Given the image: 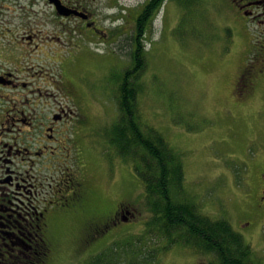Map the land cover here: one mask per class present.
Returning a JSON list of instances; mask_svg holds the SVG:
<instances>
[{"label": "rangeland", "instance_id": "374dc122", "mask_svg": "<svg viewBox=\"0 0 264 264\" xmlns=\"http://www.w3.org/2000/svg\"><path fill=\"white\" fill-rule=\"evenodd\" d=\"M11 1L0 4L10 7L0 17L9 28L5 32L0 24V47L16 48L19 58L26 47L30 50L27 62L8 66L16 64L20 80L27 83L18 89L19 108L39 122L60 108L70 112L58 128L67 146L64 163L57 157L42 161L50 166L43 171L50 176L45 198L52 196L59 169L76 164L85 166L93 214L101 219L118 204L136 209L134 221L113 225L95 240L81 238L86 215L50 216V264H80L107 245L146 230L143 187L130 165L114 156L106 133L117 116L113 78L131 65V27L147 0H94L98 26L114 33L104 40L64 26L68 22L44 4H34L36 13L22 19L32 3ZM262 21L246 19L229 0H165L143 38L146 65L138 103L142 120L182 155L188 196L203 214L228 221L264 261V68L252 89H235L243 62L260 60ZM33 33V44L22 41ZM211 258L175 245L159 256V264H208Z\"/></svg>", "mask_w": 264, "mask_h": 264}, {"label": "flooded vegetation", "instance_id": "af4514ba", "mask_svg": "<svg viewBox=\"0 0 264 264\" xmlns=\"http://www.w3.org/2000/svg\"><path fill=\"white\" fill-rule=\"evenodd\" d=\"M4 1L0 0V4ZM28 1L32 6H28L29 9L25 8L20 14L22 19H29L36 13L33 10L34 4H44L51 9L53 15L68 22L64 26L72 29L83 28L88 39L104 40L112 35V33L108 35L98 26L95 19L97 11L92 7L94 0H59L65 9L70 11L68 16H59L55 6L48 0ZM229 1L237 6L246 19L258 16L264 23V0ZM5 8L10 9L0 5V17L3 16ZM255 8L258 9L256 14L252 10ZM12 20V18L7 20L8 25ZM4 21L0 20V24H5V32H8L9 28ZM71 22H75L76 26L69 25ZM69 28L66 30L70 32ZM131 28L135 41L132 46L130 45V50L138 51L137 57L134 55L135 52L132 54L133 62H139L142 68L146 62L144 28L137 25L135 20ZM36 37L34 33L28 34L22 41L33 44ZM26 48L19 58L16 48L10 45L0 47V264H34V248L43 235L47 236L49 217L52 215L66 213L76 219L84 218L86 215V230L84 229L85 234L81 237L83 239L93 236L96 238L111 226L127 224L136 218L134 207L127 205L123 207L121 204L101 219L100 216L93 214L89 206L91 189L87 186L83 172L85 166L81 168L76 164L72 167L65 165L59 169L57 179L53 180L55 185L52 196L45 198V183L50 176L45 175L43 171L49 170L50 166L44 165L42 161L44 158L50 161L51 157H57L59 163H64L67 146L64 139L58 138V128L60 124H64L70 112L60 108L50 119L45 117L47 121L39 122L34 120V116L32 118L27 116L25 110L19 108L18 101L22 100L18 98V89H25L27 83L20 80L16 64L12 68L8 66L16 62H27L24 56H27L30 50ZM260 55L259 62H263V46ZM259 62L248 64L243 62L235 82V89L238 92L252 89L253 79L258 77L264 68ZM25 104L26 102L21 103ZM56 149L60 154L55 153ZM41 173H44L43 176ZM262 181L264 184V176ZM51 187L48 183V188Z\"/></svg>", "mask_w": 264, "mask_h": 264}, {"label": "trees", "instance_id": "16d2710c", "mask_svg": "<svg viewBox=\"0 0 264 264\" xmlns=\"http://www.w3.org/2000/svg\"><path fill=\"white\" fill-rule=\"evenodd\" d=\"M164 1L148 0L138 12L135 21L145 33ZM134 41L131 34V46ZM133 53L137 57L138 51L130 50L131 65L113 78L117 116L106 139L114 156L130 165L143 187L140 202L147 213L146 230L107 245L80 264H159V256L175 245L212 256L208 264H264L228 221L203 214L185 192L182 155L161 132L142 120L138 97L146 62L141 68L139 62H133ZM160 242H165L164 246L160 247ZM50 261L51 245L43 235L34 248L33 262Z\"/></svg>", "mask_w": 264, "mask_h": 264}, {"label": "water", "instance_id": "95a60500", "mask_svg": "<svg viewBox=\"0 0 264 264\" xmlns=\"http://www.w3.org/2000/svg\"><path fill=\"white\" fill-rule=\"evenodd\" d=\"M49 3L53 4L55 6L56 12L59 16H68L70 14V11H67L64 6L61 5L59 0H48ZM76 15L82 17L78 13Z\"/></svg>", "mask_w": 264, "mask_h": 264}]
</instances>
